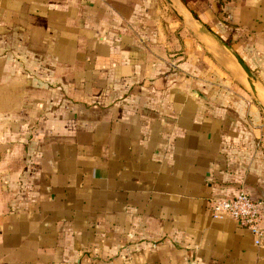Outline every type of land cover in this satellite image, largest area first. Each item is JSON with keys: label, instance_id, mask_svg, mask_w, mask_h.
Masks as SVG:
<instances>
[{"label": "crops", "instance_id": "obj_1", "mask_svg": "<svg viewBox=\"0 0 264 264\" xmlns=\"http://www.w3.org/2000/svg\"><path fill=\"white\" fill-rule=\"evenodd\" d=\"M222 9L264 98V0ZM182 26L162 0H0V264H264L211 215L243 191L264 229V109Z\"/></svg>", "mask_w": 264, "mask_h": 264}, {"label": "built area", "instance_id": "obj_2", "mask_svg": "<svg viewBox=\"0 0 264 264\" xmlns=\"http://www.w3.org/2000/svg\"><path fill=\"white\" fill-rule=\"evenodd\" d=\"M211 215L214 219L230 217L246 228L255 245H261L264 240L262 203L252 200L241 191L231 198H216L211 202Z\"/></svg>", "mask_w": 264, "mask_h": 264}, {"label": "rangeland", "instance_id": "obj_3", "mask_svg": "<svg viewBox=\"0 0 264 264\" xmlns=\"http://www.w3.org/2000/svg\"><path fill=\"white\" fill-rule=\"evenodd\" d=\"M187 1H189L188 3L189 8L196 14V16L201 21V23L204 24L215 35H217L221 41L231 46L230 43H232V39L229 34L225 33V30H227V28L223 21L224 15H222V10H223L222 8H223L224 0H187ZM215 5L218 6V8H216L217 12L214 10ZM166 6H167L168 20L169 21L171 20L172 22L178 21V19L176 18V16L174 15V13L172 12V10L170 9L167 3H166ZM183 30H186L185 27H183ZM204 34L208 36L207 33H204ZM192 38L194 39V36H192ZM218 46L221 49L223 55L226 56L230 60L231 66L237 71V74H233L230 72L231 79H234L236 81H239L240 83H243L242 79L244 78L242 77V71L237 65L234 58L227 51H225L220 45Z\"/></svg>", "mask_w": 264, "mask_h": 264}, {"label": "water", "instance_id": "obj_4", "mask_svg": "<svg viewBox=\"0 0 264 264\" xmlns=\"http://www.w3.org/2000/svg\"><path fill=\"white\" fill-rule=\"evenodd\" d=\"M176 18L190 31L194 34H204L207 33L208 37H210L214 43L215 48L217 50L221 49L218 45H220L225 51H227L236 61L237 65L241 69L242 73L244 74L246 83L250 89V92L254 99L263 107L264 109V98L262 97L259 89L256 77L254 76L253 72L249 69L246 63L242 60L240 55L228 44L221 41L217 35H215L212 31H210L201 21L198 19L196 15H193L191 11L180 2V0H164ZM184 5V6H183ZM187 10H186V9ZM222 52V51H221Z\"/></svg>", "mask_w": 264, "mask_h": 264}, {"label": "trees", "instance_id": "obj_5", "mask_svg": "<svg viewBox=\"0 0 264 264\" xmlns=\"http://www.w3.org/2000/svg\"><path fill=\"white\" fill-rule=\"evenodd\" d=\"M182 1V3L191 11V13L193 14V15H196L190 8H189V6H188V3H189V1H187V0H181Z\"/></svg>", "mask_w": 264, "mask_h": 264}, {"label": "bare ground", "instance_id": "obj_6", "mask_svg": "<svg viewBox=\"0 0 264 264\" xmlns=\"http://www.w3.org/2000/svg\"><path fill=\"white\" fill-rule=\"evenodd\" d=\"M217 56V55H216ZM227 61V60H226ZM242 75L244 76V74L242 73ZM245 78V77H244Z\"/></svg>", "mask_w": 264, "mask_h": 264}]
</instances>
